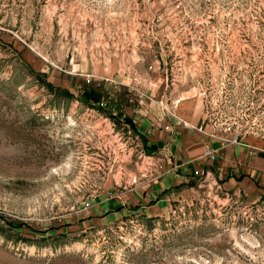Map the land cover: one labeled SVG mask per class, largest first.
Wrapping results in <instances>:
<instances>
[{
    "label": "rangeland",
    "instance_id": "1",
    "mask_svg": "<svg viewBox=\"0 0 264 264\" xmlns=\"http://www.w3.org/2000/svg\"><path fill=\"white\" fill-rule=\"evenodd\" d=\"M177 99L264 140V0H0V264H264V198L210 180L94 217L155 179L139 123Z\"/></svg>",
    "mask_w": 264,
    "mask_h": 264
},
{
    "label": "crops",
    "instance_id": "2",
    "mask_svg": "<svg viewBox=\"0 0 264 264\" xmlns=\"http://www.w3.org/2000/svg\"><path fill=\"white\" fill-rule=\"evenodd\" d=\"M177 100L162 105L164 111L153 106L152 117L139 123L155 179L145 190L95 204L98 221L117 220L143 206L154 216L163 215L202 179L226 191L264 198V140L251 135L237 141L234 136H212L198 104Z\"/></svg>",
    "mask_w": 264,
    "mask_h": 264
},
{
    "label": "trees",
    "instance_id": "3",
    "mask_svg": "<svg viewBox=\"0 0 264 264\" xmlns=\"http://www.w3.org/2000/svg\"><path fill=\"white\" fill-rule=\"evenodd\" d=\"M33 74L36 76V78L38 77L41 80V75L36 74V73H33ZM41 84L44 85L49 91H52L53 93H56V97H57V95H63V96H65L68 99L74 98V95L67 89H62L60 87H54L51 83H48L46 81L42 82V80H41ZM11 226H13V225H11Z\"/></svg>",
    "mask_w": 264,
    "mask_h": 264
},
{
    "label": "built area",
    "instance_id": "4",
    "mask_svg": "<svg viewBox=\"0 0 264 264\" xmlns=\"http://www.w3.org/2000/svg\"><path fill=\"white\" fill-rule=\"evenodd\" d=\"M179 101L177 100L176 101V103H178ZM103 106V105H102ZM233 141H237V138L235 137L234 139H233Z\"/></svg>",
    "mask_w": 264,
    "mask_h": 264
}]
</instances>
